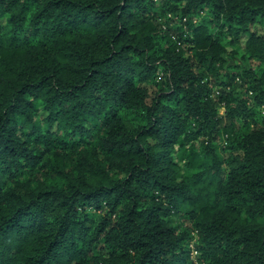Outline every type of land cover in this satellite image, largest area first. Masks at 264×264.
I'll use <instances>...</instances> for the list:
<instances>
[{
    "label": "clouds",
    "instance_id": "clouds-1",
    "mask_svg": "<svg viewBox=\"0 0 264 264\" xmlns=\"http://www.w3.org/2000/svg\"><path fill=\"white\" fill-rule=\"evenodd\" d=\"M0 141V264H264V0H0Z\"/></svg>",
    "mask_w": 264,
    "mask_h": 264
},
{
    "label": "trees",
    "instance_id": "trees-1",
    "mask_svg": "<svg viewBox=\"0 0 264 264\" xmlns=\"http://www.w3.org/2000/svg\"><path fill=\"white\" fill-rule=\"evenodd\" d=\"M0 142H2V141H0ZM10 142V141H9ZM4 147H5V151H7L8 150V144L6 143L5 145H4ZM13 151H14V149H13ZM155 213H152L151 215H154Z\"/></svg>",
    "mask_w": 264,
    "mask_h": 264
}]
</instances>
